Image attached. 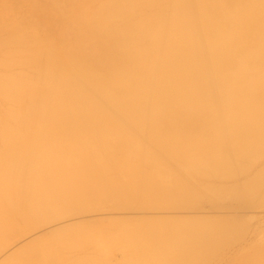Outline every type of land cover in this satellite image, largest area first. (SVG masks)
I'll return each mask as SVG.
<instances>
[{
  "label": "rangeland",
  "instance_id": "obj_1",
  "mask_svg": "<svg viewBox=\"0 0 264 264\" xmlns=\"http://www.w3.org/2000/svg\"><path fill=\"white\" fill-rule=\"evenodd\" d=\"M92 1L93 0H75V1L74 0H70V1L69 0L67 1L66 0H0V172L2 171L1 173H4L3 176L0 173L1 174L0 176H2V178H0V187L1 185L3 186L6 185L5 189H3L4 188L3 186L1 187L2 190L0 189L2 191V192L0 191L1 192L0 193V196H1L0 198V220H1L0 222V264H264V113H262L264 112L263 111L264 110L263 109L264 108L263 107L264 98L263 99L260 98L259 103H257L260 105V102L262 101L263 103L262 111L260 112L259 110L261 107L260 108L256 107L259 109L257 110L254 109L255 111H253V114L256 111H258L256 112L258 113L257 116L260 115L258 118L256 117V115H254L256 117V118L254 117L255 119L253 118V116L250 115L251 111L249 112V110L248 111L246 110L247 112L245 111V114H244L245 118L243 117V115L239 116V114H241L239 113V111L238 112L236 111L237 113H235L234 112L235 110H233L234 114H232L233 112L230 111L231 110L230 107L228 109L229 112L227 111V114H226V112L223 111V109L225 110L224 107H226L227 105L226 106L222 105L223 102L220 101L222 99H217V97L216 99L214 98L213 105L211 103L212 100H208L209 103H211L209 104L210 107L214 106V104L217 103V105L215 104L214 107H211V112L208 111L210 110L209 109L210 107L207 108L208 106L207 100H202L204 104H205V101L207 103V106L206 104L205 105L202 104V107L204 105L207 109H204L205 111H199L195 109V111L197 112V115H196V112H193V115H192L191 113L192 111L187 112V113L184 112L186 114L189 113V115H185V114L183 115L182 113H181L182 115H180V113L176 114L173 112L172 113L167 112L164 115L163 114L160 115V114H150L149 112L148 113L149 116H146L148 115L147 114L148 111H146L145 114H143V112L140 114L138 112H137L138 114L135 112V115L133 114L134 116L125 115L124 117L123 115L120 116L119 114H116L113 111H110L108 114L107 113H103L102 115L99 114L98 115L99 117H97V115L85 114L84 118H87L85 122L89 121L90 123L89 125H91L88 127L86 123L87 128L84 126L87 129L86 130L84 128L86 130L85 136L90 137L89 134L91 131V134L94 137H96L95 135L99 137L100 135L99 132H101L102 135H104L103 133L106 134L108 132L109 137H110V133L112 131L114 134L111 133L113 135H111L112 138L110 139L114 140L115 136L116 137L119 136L118 138L115 137V139L121 140L124 137V140L128 141L125 143V141L122 140L124 144H127L128 146L130 144L129 147L128 146H124V147L126 149L135 150V152H137V155L124 156V152L121 149L116 148V150L113 149V155L111 154L112 156L110 155L105 156L103 153H100L99 149H98L99 153L96 154L97 152L95 151L99 147L97 145L96 146L91 145L87 147L89 153L87 151L83 152L84 150H87L86 147H83L85 148L82 151V153H85V154H82L83 158L81 157V153H80L81 152L80 150L82 148L78 150L80 151L79 156L82 159L80 157H77L76 160H72L70 158L72 156L74 157L76 155L78 156V154L76 155L73 154L69 156V154H72V153H68L69 150L71 151V149H69V146H71L70 143L74 142L75 140L77 142H80L78 139L79 136H83L84 139L86 140L85 136L81 135L83 134V131H85L82 128L83 126L79 125L81 129L78 126H76L81 131L77 129L76 127L70 128V126L73 125L74 117H71L73 113L69 114V110H67L69 109L68 107L69 105L65 101V94L63 93L64 89L62 88V84L65 83L66 82L65 79L68 78V77H64V73L66 72L65 70L66 69L68 70L69 66L72 64V61H71L70 65L67 68V65L71 59L69 56L70 54L69 53L70 52L69 51V48H70L69 41L71 40L73 36L72 34L73 32L71 33L72 31L71 29H74V28H70L69 26L71 25L70 20H75L76 19L75 17L78 16L77 20H75V21H78L79 18L82 19L81 13L84 12L82 14L84 15L87 12L86 15L90 13L89 14L90 17H88L89 15L86 17H88L90 20L92 19L93 21L94 18H96L95 16L96 15L98 16V14L102 12L103 7L105 6L107 7V4L111 5L112 4L111 2H113V0H110V1L109 0H103V1L94 0L93 2ZM99 1H101V3ZM117 1H114V2L117 3ZM119 1L121 3L126 2L127 5L129 4L127 6L126 3L125 5L121 4L120 2L117 3V5L120 4L119 8L122 5L120 10L122 9L127 10L125 12H129V15L127 14L128 15L127 16L124 11L123 13L122 11H120V13L118 12L120 14L119 16H118V13H116L118 18H113L116 16L113 13L112 14L113 17L109 18L108 21L110 22L111 21L110 19H113V22L114 21L115 22L114 23L112 22V23L116 25V28L121 25L120 26V28L122 27L121 30L125 28L123 24L121 23L125 24L126 21H129V23L127 22L128 24H125L126 26V25H129L131 21V24H130L131 26L129 25L127 26L128 28L127 27L126 28L128 30H131L132 27H133L132 30L135 28V30H133L134 31L133 33L134 34L137 33V36L139 35L138 36L139 39L136 40L135 38L136 42L138 41L140 42V47L141 45L142 46L145 44L148 45L149 46L148 49H150V45L152 44H150L151 41L150 43L149 42L147 43V41H149L150 37L152 36L154 37V35H157V34L159 35L160 33V32H155V30L157 31L156 27L158 26V23L159 25L161 24L163 25V26L161 25V28L163 27L162 29L159 26L160 30L158 29V31L162 30L161 33L162 34L165 33L162 39L166 38V40L165 41L162 40L161 42L162 44H160V45H164L163 42H167L169 38L167 36L171 37L176 32V30H173V29L172 30L174 33L172 32V30L170 31V27H169V26H173L175 23L174 21L175 18H173L174 16L178 14L177 17L179 16L181 19L184 18L182 20L186 22L189 20V17H190L191 21L189 20V22H191V25L193 26V23H194L195 26L196 25L198 26L200 23L196 24V22H199L197 21L196 18L199 19L200 17L199 12L202 11V9L204 8L202 6H201L202 8L197 6V8L199 9L197 8H195L196 10L193 9V7H196L197 5L194 2V0H187V2L184 3L186 4L187 7L185 8L184 7L185 5L182 4L178 9L173 7L171 0H168V1L167 0H164V1L156 0L157 2H159L158 4L153 3V0H148V3H150L149 5H151V3L153 4L151 5L152 7L148 5L147 0H142V1L139 0V2L141 1L140 5L137 0H126V1L119 0ZM143 1L146 3V4L144 3L145 5H142ZM166 2H167L168 7L166 6ZM160 3H162V5ZM257 3H258V0H257ZM131 4L133 5L131 6V8L133 7L134 11L130 10ZM50 5H53V6H50ZM55 5L56 7H54ZM97 5H100V7L101 6L102 7L100 8ZM117 5H115V7H117ZM146 5L149 6V9L146 8L147 7ZM257 5H259L258 7H260L259 3ZM257 5H255V7ZM49 7L52 12L50 11ZM60 7L62 9H60ZM106 7L104 9H106ZM205 7L210 8L208 4H206ZM255 7H254V4H253V7L251 5V9H252L251 11H254L253 8L255 9ZM209 8L208 9L206 8L207 11L212 10ZM158 9L159 10L161 9L160 10L161 13H159ZM181 9H183L182 10L183 13ZM187 10L189 11L188 13L190 14V16L188 15ZM203 11L205 10L203 9ZM221 11L227 13V11L223 9ZM156 12H158L159 15ZM195 12H197L196 13V15L198 14L197 16L195 15ZM213 12H214L213 14L216 15L215 11ZM91 13H92V16H93V13L94 14L97 13V14L93 16L94 18H92ZM131 13L133 17L130 16ZM133 13L136 14V16ZM152 13L154 14L156 13L155 15L157 16H154V14L151 15ZM167 13L169 14V16ZM173 13L176 15H174ZM61 14L65 15L67 18L65 19V17ZM78 14L80 15V17ZM139 14L140 15L145 14L143 15V17L145 16V18H142V16H140ZM160 14L162 15V17L160 16ZM181 14H184V15H181ZM185 14H187V16ZM221 14L224 17V14L223 13ZM252 14L254 16V13ZM50 15H52L51 19H50ZM121 15H122V18H121ZM170 15L171 16L173 15L172 16L173 20L171 19ZM249 15H251V12L249 13ZM262 16L261 18H258V19L263 18L261 20L263 21V23L257 18H255L256 23L254 22L253 19L251 21H248V24H251V26L253 25V30L251 29L252 27L250 26L251 27L250 30L252 33L251 35L254 36L255 33H257L258 30L256 29L257 27L260 26V24H263L261 26L264 27V16L263 17ZM138 17H140V19ZM150 17L154 18L155 22H154V19L152 18L150 19ZM158 17L159 19L160 18L162 19L161 22L159 21ZM225 17H227V14ZM250 17L254 18L252 16ZM168 18L174 21V23L171 21L173 25H170L172 23L170 22V19ZM122 19L123 21L124 20L126 21L123 22ZM136 19L137 20L139 19L138 21L140 23L141 21H143L141 23L142 25L136 24L137 22ZM66 20L69 23L66 22ZM118 20L120 22H117ZM182 20L178 21L179 24H182ZM109 22L107 23L109 24L108 26L110 27L113 24L110 22L112 24L110 25ZM189 22H187V24L190 25ZM107 23H106V26H107ZM132 23L136 24L134 26L139 25L137 27H139L140 29L137 30L136 29L137 27L132 26L133 25ZM155 23H157L156 26H155ZM183 23L185 24V22ZM165 24H166V27L164 29ZM115 25L113 26L115 27ZM140 25L143 29L140 27ZM241 26H242V23L240 24V27L239 26L238 27L241 29L242 28L244 29V26L246 25H244L243 27ZM67 27L69 28V30ZM198 27L200 28V25ZM198 27L196 28V30L199 29ZM146 28L148 31L146 30ZM229 28L230 27H228V29ZM239 28H235V30L237 29L239 31ZM128 30L125 29L124 30L125 33L123 32L121 35L122 36L125 35ZM142 30L144 32H142ZM237 30L234 33L238 32ZM117 31H119L118 33L120 35L121 31L120 30H117ZM168 31L172 32L170 33L171 35L170 34L167 35ZM261 31L264 32L263 30ZM140 32L142 34H140ZM151 32H154L153 35L150 34ZM177 32L175 33V36ZM207 32L209 33L210 30ZM211 32L214 33L213 31ZM262 32L260 33L262 34ZM130 33L131 35H133L132 31ZM130 33L128 31L126 35ZM143 33H145L147 36L149 34V37H147ZM187 33L189 32L187 31L185 33L187 36L186 38L188 37L190 38V35L189 34L187 35ZM229 33L232 34L230 31ZM260 33L258 32V34L256 35H260ZM199 34H201L200 30H199ZM241 34H244V33H241ZM248 34L250 33H247V35ZM140 35L141 36L143 35L144 38L141 37ZM175 36L174 37L172 36L173 41L175 40ZM132 37H134V35ZM247 37L248 36H245V39ZM141 39H143L142 42H141ZM133 40H130V41H133ZM152 40H154V38ZM173 41L170 40L169 42H173ZM134 42L133 43L131 42V43L134 44ZM138 43H135V45L139 46ZM88 46L89 48L91 47V45H88ZM148 46H145L146 48L145 47H142V48L147 49ZM59 47L62 49H60ZM133 48L136 49L135 46ZM230 48L233 49L232 47ZM56 49H58L59 51ZM236 49L240 50L239 47ZM137 51L139 50L137 49L136 52ZM58 52H60L61 54L62 53L64 54L61 55ZM157 53L160 54L161 51L160 53L159 51L156 52V57H158ZM50 54H51V57H50ZM66 54H68V57ZM52 55H54L55 57H53ZM66 57L68 59L70 58L68 63L65 60L67 59ZM161 57H158V59H160ZM49 60L50 62H48ZM52 62L55 63V65L57 63L58 68H59L58 66L59 63L61 66L63 63L62 69L59 68L60 70H62V71L59 70L60 75L62 74L61 76H59L58 68L55 69L54 67H52V66H55V65H52ZM236 64H233L234 66L233 65L230 66V69H228V71H231V72H229V74H232V71H234L233 69H235L236 67H239L238 66L239 64L238 65ZM156 65H157V62H156ZM48 67H51V68L49 69ZM260 67L261 66H259L258 68L261 69L262 67L261 68ZM254 68L255 66L253 67V69L251 68L252 71H250V73L252 72L253 74V71L256 70ZM51 69L53 70L52 73L50 71ZM70 69L71 68H69V72H68L69 75L71 73ZM236 69L235 71H238V69L240 70V68H236ZM210 70L213 71L214 69L213 70L209 69L208 72H211ZM56 71H57V74L55 73ZM65 74H66L65 76H69L67 72ZM246 74H249V73L247 72ZM251 76L252 75H248L247 76L248 78L246 77V81H247V82L245 81L246 83L237 82L236 84L239 87L235 84V86L237 87V89L236 88L235 89L238 90V88L242 87L244 84H246L245 86L246 88L248 87L250 89L251 87V91H252V88L254 87V86L252 87L251 84H254V85L257 84L255 88L257 87L259 89L258 86H261L263 89L264 82L261 83L259 80V82L257 83L255 82L256 83L255 84L252 82V79L254 78V76H252V79H249L251 78ZM56 80L58 82H56L55 85L57 83L58 84L54 86V82ZM261 80L264 81V79H261ZM248 82H250V84ZM210 83L212 84L211 81ZM258 83L259 84L261 83V85H258ZM31 84L32 86H30ZM41 85H42V91H40ZM58 85H60L59 89L56 88L55 90V87H58ZM212 85H209L210 88L213 87L215 90L216 85L214 86ZM231 85L234 86V84H230V86ZM232 86H231V89H232ZM261 87L259 91L263 92L264 89L262 90ZM39 88L40 90H38ZM57 89H58V92H60L62 95V99L60 100L61 102L59 101V97L61 95L58 97L55 96L56 98L55 97L53 98L52 96L57 93ZM243 89H241L240 92L238 91L239 92V94H237L238 96L242 94L241 92L244 91ZM33 92H35L37 96H35ZM32 93L34 94V96ZM248 93H249L248 97H250L249 96L251 93L250 90ZM42 94H44V96ZM259 94H262V93H258V95ZM242 96H239V97H242ZM42 97H44L43 100L46 98L47 99L44 101L43 100L41 101V99L39 98H42ZM251 97H253V95ZM258 97L259 96L256 97V102L258 101L257 100ZM262 97H264V94ZM227 98L228 97H226L225 99ZM242 98H241V103L244 101L242 100ZM55 99L57 103H60V105H62L61 103H63L62 106H65L64 108H66V110L63 107L59 108L58 110H64V112L67 111L65 115L69 114L71 116H65L63 111L61 112L57 111V113H60V114L58 117H55L54 115H58V114H56V111H54V109L52 111L50 109V114H49L48 108H52L51 105L53 104ZM237 99L236 101L234 99H230V101H227V102H229L232 106L231 100H233L232 102L239 103L237 102ZM249 99L247 98V100ZM38 100H40V102L42 103V104L40 103L41 107L39 106V103H37ZM33 101L35 102L36 105L33 104L34 103ZM57 103L54 106L59 107L60 105L58 106ZM201 103L199 102L200 106H201ZM229 103L228 105L230 106ZM37 104H38V107H40L41 111L43 107H45V111L43 110L44 112L42 111L41 113L39 112L40 111L39 110L38 111L39 113H37L36 112V110L38 109V107H36ZM237 105L235 104L234 106H237ZM240 105L238 107L242 109ZM46 106H48V108H46ZM213 109L214 110L216 109L215 112H213L214 111ZM45 112H46V115H45ZM52 112L53 114L55 113L53 115L55 119L52 118L51 116ZM198 112L201 115H199ZM34 113H36L37 116L40 115L41 113L42 118H41V115L40 117L39 116L37 117L36 114ZM61 113L63 116H61ZM203 113H205L206 115ZM211 113H213L214 115ZM228 113H231V114H228ZM21 115L23 116L22 118H21ZM26 115L28 117H26ZM75 115H77V117L75 116L77 121L79 119H80V122L85 120L83 118L84 116L83 114H80V115L75 114ZM50 116L53 120L50 118ZM92 116H95V117H92ZM128 116L129 117L131 116L132 118H129ZM135 116L136 118L133 121V118ZM160 116H162L161 117L162 120L165 121L163 124L161 120L160 122L158 120V119H161ZM80 117L83 118V120ZM102 117L104 118L105 121L106 119L107 121L109 120L108 122L106 121L107 123L106 127L109 128L110 125L108 123H110L111 129H105L106 127L103 126L105 125V123L103 122ZM152 117H155L154 120ZM227 117L228 118L230 117V119L227 120L228 119ZM241 117L242 119L244 118V120L246 121L241 120ZM33 118L35 119V121ZM39 118L41 119V121ZM57 118H61L62 120L61 119L57 120ZM137 118L139 122H142V120L144 119L145 121L144 120L143 121L145 122V124L147 122L148 123L150 122V118H152V121L158 120V122L160 123L158 126L161 128V129L158 128V130L160 132L162 131L160 134L163 137V141L164 140L167 141L169 138L170 141H168L169 143L166 142V144L168 143V145H171V146L173 145L172 144L173 142L174 145L178 147L176 143L179 140L181 141V145H182L183 144L182 142H188L189 140L194 139V137L197 140L200 139L199 141L202 140L201 142L205 146V144L206 145L208 144L205 143L204 139H206V141H209V139L212 138L210 142L214 140V144H212L211 146L213 147L216 146L213 148V151L212 149L211 150L209 149L210 152H212L211 155L213 158L209 154L201 153V156L197 157L196 155V158L194 159L195 155L194 156L192 155L193 152H190V151H187V152L184 151L185 153L180 152L181 150L179 149L180 150L179 151L178 148L177 147L175 148V146L173 145V149H174L173 154L179 155L181 159L180 160H175L173 158L169 159L170 157L166 156L167 154L165 155V153H167L165 152L167 151L166 147L161 150L157 148L156 149L153 148L150 142L148 143V141L147 142L145 141L146 137L144 138L143 134L140 135V132H138L139 134H137V130L133 129L132 123L129 124L128 119H130V121H133L134 123H137ZM36 119L37 120L39 119L38 120L39 122H37ZM96 119H97L96 122H98L99 124H101L100 122L104 124L98 126V123L95 122ZM60 120L63 124L60 123ZM92 120L94 121V125H93ZM111 120L113 122L119 121L117 122L118 124L114 122L118 126L117 125L114 126L111 123L112 122ZM239 120H241V122ZM22 121H23V124H22ZM50 121L52 125L49 124ZM77 121H74V122L76 123ZM260 121L262 123H260ZM44 122L49 124V126L47 124L45 125ZM70 122H72V124ZM168 122L170 123L168 124ZM257 122L260 124H258ZM119 123L122 125L124 124L123 125L124 127H121L122 125L119 126ZM171 123L173 124L175 123V125L173 124L171 125L174 129L170 126ZM60 124L62 125L60 126ZM229 124L231 126L233 124L235 128L231 127ZM235 124H237V126H235ZM25 125L26 126L28 125V126L26 127ZM34 125L37 131L33 129ZM68 125L69 127L67 128ZM75 125H78V123ZM112 125L114 129L112 128ZM175 126L177 128H175ZM61 127L62 128L64 127V128L62 129ZM93 127L95 129V132H93L94 131ZM95 127H97V129H99L100 131L99 132L98 130L96 131ZM98 127H101V129H103L104 132H102L101 129ZM239 127L240 128L242 127V128L240 129ZM37 128H40V129H37ZM75 128L79 130L81 134L78 131L74 132L76 130ZM91 128L93 129V131L91 130ZM28 129H30V131ZM61 129L63 131L66 129V131L62 132ZM67 129H69V131ZM123 129L127 132L128 131L130 132V130L133 129L131 133H134V134L132 135L130 133L132 136L129 137L130 134L128 135L127 132H123ZM231 129L232 131L230 132L229 130ZM158 130L156 132H158ZM43 131L44 133L46 132L47 133L44 135ZM58 131H60V133ZM48 132H51V133H48ZM34 133H35V136H34ZM76 133L77 134L79 133L80 135L78 134L74 138V135ZM108 133L106 134L107 136H108ZM48 134L52 135L51 138ZM64 134L66 135L74 134V135H70L71 137L69 135H67L68 137L67 136L64 137L63 136ZM43 135L46 137H44ZM54 135L55 137L58 136L57 138H59V140L56 138V141H55ZM60 135H62L64 139L61 138ZM134 135L136 138L134 137ZM127 136L128 138H126ZM213 136H215L216 138L214 137L215 139H213ZM83 137H80L81 141L83 140ZM138 137H140V140ZM43 138H44V142H45V139L48 142L45 144H49L50 146L51 144H54L56 146V143H59L58 146L61 145L60 150L63 149L65 151L66 149L67 151H65L64 154L62 155L63 151L60 153V151L57 150L58 154L55 155L56 151L55 153L54 151L46 152V151H43L42 149L39 151L38 150L39 148H38L36 149L37 150L36 154H34L35 152L33 153L34 150H32V153H33L32 154L30 148L35 149V147L37 148L39 144L44 143L42 142ZM65 138L67 140H65ZM68 138L71 140H69ZM131 138L133 140H130ZM220 138H222L221 141H220ZM27 139L29 140L27 141ZM49 139L51 140V144L49 143ZM72 139L74 141H72ZM60 141L62 142L61 144H60ZM64 141L65 142L67 141L65 146H64ZM141 141L142 142L145 141V142L142 143ZM180 141L178 143H180ZM219 141L220 143L221 142L222 143L220 144ZM229 141L231 145L238 141L239 142L241 141L242 143L239 144L238 142L237 149L234 148L236 146L235 144L233 148L236 149V151L232 152L231 150L233 148L230 147ZM36 142H39V143H36ZM246 142H247V145H245ZM145 143L149 144V146L145 145ZM124 144L122 143V146ZM133 144H135V146H132ZM88 145H89V142H88ZM42 146L48 147V145H44V144L40 145V147ZM50 146H49V150H51ZM146 146L151 148L150 151L153 150V152H155L153 157H150L148 154H146L147 153ZM21 147L23 148L22 149L23 153H20ZM206 148L205 150L207 152L208 148L207 149ZM27 149L28 151L26 152ZM72 149H75V148L72 147ZM76 150L74 151L78 153V151ZM40 152L43 154L42 155L40 154L39 156H37ZM26 153L28 154L26 155ZM21 154L23 155L24 158L21 156ZM15 155L20 158L18 157L16 158ZM164 155L165 157L162 159ZM26 156L27 157L30 156L27 158L28 159L27 161L25 160ZM32 156H33V159L31 158ZM102 156L104 158H102ZM115 156L119 157L120 161ZM38 157L40 159V163L42 166H43L42 160L44 159V163L46 165V169H45L46 172H44L45 174L41 173L44 171V169L43 171L40 170L41 171L40 173L38 170H37L38 173L35 170L36 175L34 174L32 175V172L34 170L32 171L30 169H32L33 164L37 162L36 158ZM166 157H169V158H166ZM15 159L16 160L18 159V162ZM24 160L28 163H26ZM14 162L18 166H20L22 163L24 165L23 166L24 169L22 168L21 170L20 168L17 170L16 168H19V167H17L14 164ZM31 162L33 163L32 165H30ZM12 163L14 166H16V168H14V166L11 165ZM24 163H26L27 165ZM7 164L9 167L7 166ZM27 166H28V169H27ZM42 166H41V169L44 167ZM54 166H56L57 169H55L56 167ZM248 166L250 168H248ZM5 167L7 170H9V172L5 169ZM4 169L6 170L7 174L4 172ZM25 169H26V173L23 171ZM19 170L22 171V172L20 171L22 174L25 173L29 175V177L27 175L26 176L23 175L22 177ZM30 173H31V177H30ZM12 174L15 176H13ZM5 175H7L6 178L9 175V179L11 178L10 181L14 183L8 181V178L6 180V183H2L1 180L3 179V177H5ZM16 175H18L17 179H16L17 177ZM41 175L43 176L40 177ZM47 175H49V177ZM57 175L59 177V179H57V186L55 185L56 187L49 194V190H50L49 187H51L54 183H56L55 178ZM33 176H36V177L33 178ZM46 176H47V179H46ZM20 179H22V181ZM48 179H50L51 182L48 181L46 183L45 181H47ZM4 180L5 179H3V181ZM24 181L25 183L28 182V184L26 185ZM36 181L37 183H40V184L38 185ZM9 183H11V185ZM43 183L44 185L48 183L50 184L48 185L49 187L45 185V187H48L49 189L48 192H45V191L39 192L42 189L47 190V188L45 187L42 188ZM32 184L33 186L35 184L36 186V187L34 186L35 189H32L33 186L29 187V185H32ZM103 184L104 186H102ZM22 185H24L25 187H23ZM60 187L61 188L63 187V190L65 189L64 191L66 193L63 192V190ZM102 187H105V189H103ZM59 188L61 192L59 191ZM66 188L70 189L68 190L70 194L67 192ZM94 188L96 189L98 188L99 190L98 189L96 190ZM101 189L102 191L104 190L103 191L104 193L106 192L105 197ZM108 189H110L109 192H108ZM116 190L118 191L116 192ZM129 190H131V192ZM62 192L63 194H61ZM98 192L100 193L102 192V193L100 194ZM32 194L35 197L32 196ZM46 194L47 196L49 195L50 197L49 196L47 197ZM59 194L61 195V197L58 196ZM43 195H45L48 198V202H46L47 199ZM54 195H57L58 197L56 196L54 198ZM39 199H40L41 204L39 203ZM43 201L46 202V204ZM64 202H66L67 206L65 205ZM32 204H35V206L37 205L35 209L33 208L34 206ZM64 207H67V208H64ZM71 208L74 210H72ZM55 211L57 212L55 213ZM28 243L30 245L27 248L26 246L28 245ZM25 244H26L25 246L26 248L22 249V246H24ZM160 244H162L163 246ZM17 248L21 249V251L19 250V252L14 253L17 250ZM129 255H131V257H129Z\"/></svg>",
  "mask_w": 264,
  "mask_h": 264
},
{
  "label": "bare ground",
  "instance_id": "obj_2",
  "mask_svg": "<svg viewBox=\"0 0 264 264\" xmlns=\"http://www.w3.org/2000/svg\"><path fill=\"white\" fill-rule=\"evenodd\" d=\"M67 1V0H66ZM70 1V0H69ZM75 1V0H74ZM94 1V0H93ZM92 1V2H93ZM103 1V0H102ZM110 1V0H109ZM114 1H117V0H113V2H111L110 4L111 5H108L107 4V7H106V9H104L105 7H103V9H102V12L100 13V14H98V16L96 15V14H94L93 13V16H95L96 18H94L93 16H92V13H91V17L92 18H94V20L92 21V19L90 20L88 17H90V13L88 14V15H86V13L84 14V15H82L83 13H81V16H82V19L81 18H79L80 19V21H79V19H78V21H75V20H77V17H75L74 19L75 20H70V18H69V20H70V24L71 25H69L70 26V28H74V29H71L72 31H71V33L73 34V36H72V38H71V40L69 41L70 43V48H69V56H70V61H69V59L67 58L68 57V54H66L67 55V59H65L66 61H67V63H68V61H69V63H68V65H67V63H66V65H67V68H68V66L70 65V63H71V61H72V66L70 65L69 66V68H71L70 69V75L68 74V72H69V68H68V70L66 69H64L66 72H67V74L69 75V76H65L66 74V72L64 73V77H68V78H64L65 80H66V82L65 83H63L62 84V88L64 89V94H65V101H66V103L69 105H67L68 107H69V109H67V110H69V114L70 113H73L72 114V116L71 115H65V113H67V111H65L64 112V110H58L59 108H64L65 106H62L63 105V103H61L62 105H60V103H57V101H56V99H55V101L53 102V100H52V102H53V106L51 105V107L52 108H48V106H46V108H48V110H49V114H50V109H51V111L54 109V111H56V114H58V115H54L53 114V112H52V114H51V116H52V118H54L53 117V115L55 116V117H58L59 116V114L60 113H57V111L59 112H61V111H63L64 112V115L65 116H71V117H74V121H77L76 120V117H77V115H75V114H83L84 116H83V118L85 117V114H90V115H97V117H99L98 115L100 114V115H102L103 113H109L110 111H113V112H115L116 114H119L120 116L121 115H123V117L125 116V115H135V112L137 113H142L143 112V114H145L146 113V111H148L147 112V114L150 112V114H166L167 112H173V113H180V115H189V113L188 114H186L187 112H190V111H192L191 113H192V115H193V112H196L195 111V109H197V110H199V111H205L204 109H207V108H209L210 106H209V104H211L212 103V105H213V100H214V98L216 99V97H217V99H222V100H220L221 102H223V104L222 105H227L226 107H224L225 108V110L223 109V111H225L226 112V114H227V111H228V109H229V107L231 108V112H233V110H235L234 112L235 113H237L238 111H239V113H241V114H239V116H241V115H243V117L245 116L244 114H245V111L247 110H249V112L251 111V113H250V115L251 116H253V118L255 117L254 115H256V117L258 118L259 116H257V114L258 113H256V112H258V111H256L254 114H253V111H255V110H257V109H259L260 107V112L262 111V106H263V103H262V99L264 98V97H262L263 96V94H264V91L263 92H260L259 90H260V87L261 86H258L259 87V89L256 87L255 88V86H257V82H259V80H260V82L262 83V82H264V81H262L261 79H264L263 77V75H264V32H262L261 30H263L264 31V27L263 26H261V25H263V24H260V26L259 27H257V29L256 30H258L257 31V33H255V35L253 36V35H251L252 33H251V30H250V28L253 30V25L251 26V24H248V21H251L252 19L254 20V22L256 23V19L255 18H261V16L263 15L264 16V0H258V3L260 4V7H258L259 5H257L258 3H257V0H194V2L197 4L196 5V7H193V9H195V8H197V6L198 7H200V8H202V7H204L203 9L205 10V11H203V9H202V11H200L199 12V19L198 18H196L197 19V21H199V22H196V24H199L200 25V28L196 25L195 26V24L193 23V26L191 25V22H189V20H190V14L188 13L189 11L187 10V13H188V17H189V20H188V18H187V22H189L190 23V25L189 24H187V22L186 21H184V20H182V19H184V18H180L179 16V18L177 17V15L176 14H174V15H176V16H174L173 18H175V23H174V21H172L173 20V18H172V16H171V19L170 18H168V19H170V22L172 21L173 23H174V25H173V23L172 24H170V25H173V26H169L170 27V31L173 29V30H176V32L177 31H179V32H177V34H176V36H175V33L173 32V30H172V32L174 33L172 36L174 37L175 36V40L173 41L172 39H173V37L171 38L170 36H167V37H169L168 38V40H167V42H163V44L164 45H160V44H162L161 42H162V40H166V38L164 39H162V37H163V35L165 34L164 32V34H162L161 33V31H158V29L160 30V28H161V25H159V23H158V26L156 27V29H157V31L155 30V28H154V30H155V32H160L159 33V35L157 36V35H154V40H152L153 38L152 37H150V39H149V41H147V40H145V41H147V43L149 42L150 43V41H151V43L150 44H152V45H150V49H148L149 48V46L148 45H141V47H140V42L138 43V42H136V40L137 39H139L138 38V36H137V33H133L134 31L133 30H135V28L132 30V28H131V30H128L127 28V26H129L130 24H131V21H130V24L129 25H126L125 26V24H128L129 23V21H126V20H124L123 21V19H122V21L123 22H125L126 21V23L124 24V23H121V24H123V26L125 27H123L124 29H122L121 30V28H120V26H118L117 28H116V25L115 24H113L114 22H113V19H110L111 21V23L113 24V25H115V27L108 21V19L109 18H112L113 16H112V14L114 13V15H116L115 17H113V18H118V16L120 15L119 13H120V11H122V13H123V11L125 12V11H127V10H120V8H121V6H120V8H119V5H117V3H119L120 1L118 0L117 1V3L116 2H114ZM121 1H126V0H121ZM138 2H139V0H137ZM136 1V2H137ZM142 1V0H141ZM140 1V2H141ZM162 1V0H161ZM164 1V0H163ZM168 1V0H167ZM62 2H64V1H62ZM91 2V3H92ZM100 3H101V1H99ZM135 2V3H136ZM140 2H139V5H140ZM171 2H172V4H173V7H175L176 9H178L182 4H184V3H186L187 2V0H171ZM193 2V1H192ZM60 3V2H59ZM67 3V2H66ZM107 3H109V2H107ZM115 3V4H114ZM121 3V2H120ZM126 3V2H125ZM125 3H121V4H123V5H125ZM134 3V4H135ZM143 4L142 5H145L146 3L143 1L142 2ZM145 3V4H144ZM147 3H148V0H147ZM153 3H159V2H157L156 0H155V2H154V0H153ZM257 3V4H256ZM65 4V3H64ZM90 4V3H89ZM99 4V3H98ZM106 4V3H105ZM132 4H133V2H132ZM130 5V10H133V7L131 8V6H133V5ZM150 3H148V5H149ZM161 5H162V3H160ZM163 4H165V3H163ZM171 4V3H170ZM206 4H208L209 6H210V8L209 7H205V5ZM253 4H254V7H255V5H257L256 7H255V9L253 8V10L254 11H251L252 9H251V5H252V7H253ZM54 5V4H53ZM53 5H50V6H53ZM67 5V4H66ZM65 5V6H66ZM84 5V4H83ZM101 5V4H100ZM100 5H97L98 7H100ZM115 5H117V7H115ZM126 5H127V3H126ZM129 5V4H128ZM127 5V6H128ZM141 5V6H142ZM151 5H153L152 3H151ZM151 5H149V6H151ZM160 5V6H161ZM185 5V6H184ZM183 6L186 8L187 6H186V4H184ZM193 5H195V4H193ZM126 6V7H127ZM135 6V5H134ZM136 6H138V5H136ZM147 6V5H146ZM149 6H147L146 8H148L149 9ZM156 6V5H155ZM165 6V5H164ZM166 6H167V2H166ZM189 6V5H188ZM202 6V7H201ZM54 7H56V5L54 6ZM67 7V6H66ZM80 7V6H79ZM86 7H88V6H86ZM102 7V6H101ZM100 7V8H101ZM152 7V6H151ZM150 7V8H151ZM168 7V6H167ZM52 8V7H51ZM77 8V7H76ZM85 8V7H84ZM123 8V7H122ZM124 8H125V6H124ZM135 8V7H134ZM137 8V7H136ZM145 8V7H144ZM185 8H184V10H185ZM209 8V9H212L213 11H215V13H216V15L215 14H213L214 12L212 11V10H209L210 11V13H209V11H207V9ZM49 9H50V7H49ZM59 9V8H58ZM60 9H62L61 7H60ZM64 9V8H63ZM68 9V8H67ZM70 9V8H69ZM139 9H141V8H139ZM164 9H165V7H164ZM188 9V8H187ZM190 9V8H189ZM197 9H199V8H197ZM223 9V10H225V11H227V13L226 12H223V11H221V10ZM87 10H88V8H87ZM87 10H85V11H87ZM91 10H92V8H91ZM91 10H90V12H91ZM105 10V11H104ZM159 10V9H158ZM161 10V9H160ZM160 10H159V13H161L160 12ZM183 9H181V11H182ZM196 10V9H195ZM194 10V11H195ZM217 10V11H216ZM219 10H220V12H219ZM49 11V10H48ZM50 11H51V9H50ZM72 11V10H71ZM74 11H76V10H74ZM73 11V12H74ZM98 11V10H97ZM128 11H129V9H128ZM134 11V10H133ZM138 11V10H137ZM142 11V10H141ZM141 11H140V13H141ZM157 11V10H156ZM165 11V10H164ZM163 11V12H164ZM177 11V10H176ZM175 11V12H176ZM52 12V11H51ZM92 12H94V11H92ZM119 12V13H118ZM136 12V11H135ZM154 12H155V10H154ZM166 12V11H165ZM186 12V11H185ZM184 12V13H185ZM251 12V15H249V13ZM50 13V12H49ZM56 13H58V12H56ZM61 13H62V11H61ZM75 13V12H74ZM78 13V12H77ZM76 13V14H77ZM116 13H118V16H117V14ZM121 13V14H122ZM156 13H158V12H156ZM155 13V14H156ZM159 13H158V15H159ZM170 13V12H169ZM182 13H183V11H182ZM196 13L197 12H195V15H196ZM221 13H226L227 14V17H225L226 16V14H224V17H223V15L221 14ZM252 13H254V16H253V14ZM125 14L127 15H129V12H125ZM124 14V15H125ZM134 14V13H133ZM154 13H152L151 15H153ZM154 14V16H157V15H155ZM168 14V13H167ZM219 16H218V15ZM61 15H63V14H61ZM68 15V14H67ZM71 15V14H70ZM79 15V14H78ZM123 15V16H124ZM127 15V16H128ZM135 16H136V14H134ZM140 15V14H139ZM143 15H145V14H143ZM143 15H140V16H142V18H145V16L143 17ZM181 15H184V14H181ZM186 16H187V14H185ZM193 15V14H192ZM198 15V14H197ZM196 15V16H197ZM222 15V16H221ZM48 16H49V14H48ZM52 15H50V19L52 18L51 17ZM55 16V15H54ZM64 17H65V19L67 18L65 15H63ZM69 16V15H68ZM74 16V15H73ZM86 16H88V17H86ZM111 16V17H110ZM131 17H133L132 16V13H131V15H130ZM148 16V15H147ZM153 16V17H154ZM160 16L162 17V15L160 14ZM167 16V15H166ZM168 16H169V14H168ZM167 16V17H168ZM214 16V17H213ZM217 16V17H216ZM250 16H252V17H254V18H251ZM262 16V17H263ZM57 17V16H56ZM79 17H80V15H79ZM149 17V16H148ZM147 17V18H148ZM89 20H88V19ZM121 18H122V15H121ZM120 18V19H121ZM128 18H130V17H128ZM137 18V17H136ZM139 19H140V17H138ZM152 17H150V19H151ZM119 19V20H120ZM126 19H127V17H126ZM138 19V20H139ZM152 19H154V18H152ZM158 19H159V17H158ZM263 19V18H262ZM262 19H258V20H262ZM54 20V19H53ZM117 20V19H116ZM117 21V22H120V21ZM130 20V19H129ZM137 20V19H136ZM137 20V22H136V24H141L143 21H141V23L139 22ZM144 20V19H143ZM157 20V19H156ZM180 20H182V24H179V22L178 21H180ZM194 20V19H193ZM55 21V20H54ZM133 21V20H132ZM135 21V20H134ZM150 21V20H149ZM159 21L161 22L162 21V19L160 18L159 19ZM166 21H167V19H166ZM165 21V22H166ZM191 21V20H190ZM259 21V22H260ZM50 22V21H49ZM66 22H68L67 20H66ZM107 22H109L110 23V25H112V26H108L109 24L107 23ZM128 22V23H127ZM139 22V23H138ZM145 22V21H144ZM152 22V21H151ZM154 22H155V19H154ZM177 22H178V24H177ZM183 22H185V24L183 23ZM253 22V23H254ZM262 23H263V21H261ZM260 22V23H261ZM51 23V22H50ZM52 23H53V21H52ZM69 23V22H68ZM67 23V24H68ZM106 23H107V26H106ZM147 23V22H146ZM164 23V22H163ZM181 23V22H180ZM236 23H238V24H236ZM242 23V26L241 27H243L244 25H246V26H244V29L242 28H239L240 27V24ZM133 25L132 26H134V25H136L135 23H132ZM150 24V23H149ZM156 24L157 23H155V26H156ZM234 24V25H233ZM244 24V25H243ZM258 24V23H257ZM256 24V25H257ZM118 25V24H117ZM142 25V24H141ZM141 25H140V27H141ZM144 25V24H143ZM255 25V26H256ZM131 26V25H130ZM137 26H139V25H137ZM137 26H134V27H137ZM145 26H146V24H145ZM149 26V25H148ZM153 26V25H152ZM159 26H160V28H159ZM163 26V25H162ZM232 27L230 30L228 29V27ZM235 26V27H234ZM239 26V27H238ZM251 26V27H250ZM127 27V28H126ZM154 27V26H153ZM165 27H166V24H165V26H164V29H165ZM199 28V29H197L196 30V28ZM234 27V28H233ZM248 27V28H247ZM68 28V27H67ZM113 28V29H112ZM115 28H116V30H115ZM119 28V29H118ZM142 28V27H141ZM148 28V27H147ZM147 28H146V30H147ZM150 28V27H149ZM163 28V27H162ZM161 28V29H162ZM235 28H239V31L238 32H236V33H234L236 30H235ZM128 30L129 31V33L132 31V34L134 35V37H132L133 35H131V33L130 34H128V35H126L127 33H128V31H127V33L125 34V35H121L123 32H124V30ZM137 30L138 29H140L139 27H137L136 28ZM143 29V28H142ZM215 31H214V30ZM216 29H218V30H216ZM241 29V30H240ZM68 30H69V28H68ZM117 30H120L121 32H120V35H119V31H117ZM136 30V31H137ZM154 30H152V31H154ZM168 30H169V28H168ZM199 30H200V33L202 34H199ZM202 30V31H201ZM210 30V32L211 31H213L214 33H208L207 31H209ZM66 31V30H65ZM135 31V32H136ZM148 31V30H147ZM189 32V33H187V35L189 34L190 35V38L188 39V38H186L187 36H186V32ZM229 31L232 33V34H230L229 33ZM233 31V32H232ZM249 31V32H248ZM75 32V33H74ZM142 32H144L143 30H142ZM172 32H169L168 31V34L167 35H169L170 33H172ZM185 32V33H184ZM244 33V34H241V33ZM258 32L260 33V32H262V34L260 33V35H256V34H258ZM125 33V32H124ZM147 33V32H146ZM153 33L154 32H151L150 34L151 35H153ZM179 33V34H178ZM240 33V34H239ZM247 33H250V34H248L247 35ZM67 34V33H66ZM140 34H142L141 32H140ZM143 34H145V33H143ZM146 35V34H145ZM144 35V36H145ZM171 35V34H170ZM201 35V36H200ZM69 36V35H68ZM141 36V35H140ZM147 36V35H146ZM145 36V37H146ZM245 36H248L246 39H245ZM251 36V37H250ZM141 37H143V35L141 36ZM147 37H149V34H148V36ZM146 37V38H147ZM156 37V38H155ZM128 38V39H127ZM135 38H136V40H135ZM144 38V37H143ZM152 38V39H151ZM64 39V38H63ZM66 39V38H65ZM135 40V42H134V40ZM204 41H202V40ZM130 40H133V41H130ZM142 40L143 39H141V42H142ZM173 41V42H169V41ZM254 40V41H253ZM258 40H259V42H258ZM67 41V40H66ZM154 41V42H153ZM203 42V44H202V42ZM134 42V44H132V43ZM135 43H138L139 44V46L138 45H135ZM142 44V43H141ZM144 44V43H143ZM88 45H91V47L89 48V46ZM54 46V45H53ZM56 46V45H55ZM66 46V45H65ZM64 46V47H65ZM135 46V48L136 49H134L133 47ZM145 46H148L147 47V49H145L146 47ZM233 46H235V47H233ZM88 47V48H87ZM140 49H139V48ZM142 47H145V48H142ZM152 47V48H151ZM230 47H232L233 49H231ZM240 48V50L239 49H236V48ZM55 48V47H54ZM60 48V47H59ZM247 48H249V49H247ZM60 49H62V48H60ZM64 49H66V48H64ZM93 49V50H92ZM139 50V51H137L136 52V50ZM231 49V50H230ZM56 50H58V49H56ZM55 50V51H56ZM135 50V51H134ZM59 51V50H58ZM63 51V50H62ZM159 51V53H160V51H161V53L160 54H158V57H161L160 59H158V57H156V52H158ZM154 52H155V54H154ZM58 53H60V52H58ZM64 53H65V51H64ZM64 53H62V54H64ZM55 54H57V53H55ZM61 54V53H60ZM61 54V55H62ZM53 57H55L54 55H52ZM60 56V55H59ZM50 57H51V54H50ZM61 58V57H60ZM52 59V58H51ZM50 59V60H51ZM50 60L48 61V62H50ZM53 60V59H52ZM60 60V59H59ZM54 61V60H53ZM55 62V61H54ZM56 62H57V60H56ZM62 62V61H61ZM156 62H157V65H156ZM65 63V62H64ZM237 63V64H236ZM233 64H236V65H238L239 67H236V68H240V70L238 69V71H235V69H233L234 71H232V74H229V72H231V71H228V69H230V66L231 65H233ZM52 65H55V63H53L52 62ZM51 65V66H52ZM49 66V65H48ZM59 68L60 69H62V66H63V63H62V66L60 65V63H59ZM61 66V67H60ZM234 66V65H233ZM232 66V67H233ZM255 66V68L254 69H256L255 71H257V72H255V71H253V74H252V72L250 73V71H252V69H253V67ZM257 66V67H256ZM259 66H261L262 68H263V70H262V68L261 69H259L258 67ZM52 67H54L55 69L56 68H58L57 67V63H56V65L55 66H52ZM49 69L51 68V67H48ZM58 68V73L60 72V71H62V70H60ZM74 68V69H73ZM252 68V69H251ZM46 69V68H45ZM209 69H214L213 71H211V72H208L209 71ZM47 70V69H46ZM60 70V71H59ZM73 70V71H72ZM217 70V71H216ZM237 70V69H236ZM249 70V71H248ZM262 72H261V71ZM45 71V70H44ZM51 71V73H52V69L50 70ZM260 71V72H259ZM48 72V71H47ZM249 73V74H246V73ZM56 74H57V71L55 72ZM63 73V72H62ZM255 73V74H254ZM45 75V74H44ZM62 75V74H61ZM60 75V73H59V76H61ZM248 75H252V76H254V81H253V79H252V76H251V78H249V79H252V82L253 83H255L256 85H254V84H251L252 85V91H251V87H250V89L247 87H245L246 86V84H244L242 87L244 88H242V87H240L241 89H243L242 91L243 92H241L242 94L241 95H239V96H242V97H239L237 94H239V92H240V88H238V90H236L237 89V87L235 86V84L238 82H245L246 81V77L248 76ZM58 77V76H57ZM56 77V78H57ZM61 78V77H60ZM59 78V79H60ZM248 78V77H247ZM38 79V78H37ZM22 80V79H21ZM47 80V79H46ZM63 80V79H62ZM248 80V79H247ZM30 81V80H29ZM61 81V80H60ZM210 81L212 82V84L210 83ZM250 81V80H249ZM26 82V81H25ZM56 82H58L57 80L54 82V86H56L55 85V83ZM214 82V83H213ZM247 82V81H246ZM245 82V83H246ZM251 82V81H250ZM250 82H248L249 84H250ZM36 83V82H35ZM38 83V82H37ZM261 83L259 84L258 83V85H261ZM60 84V83H59ZM230 84H234V86H232V89H231V86H230ZM35 85V84H34ZM40 85V84H39ZM43 85V84H42ZM42 85L40 86V88H41V90H40V88L38 89V90H40V91H42ZM46 85V84H45ZM209 85H212V86H214V85H216L215 87V90H214V88L213 87H211L210 88V86ZM237 85V84H236ZM264 85V84H263ZM30 86H32V84L30 85ZM238 86V85H237ZM29 87V86H28ZM59 87H60V85H58V87H55V90H56V88H58L59 89ZM234 87V88H233ZM239 87V86H238ZM38 88V87H37ZM45 88V87H44ZM50 88V87H49ZM61 88V89H62ZM236 88V89H235ZM28 89V88H27ZM31 89V88H30ZM35 89V88H34ZM47 89H48V87H47ZM54 89V88H53ZM58 89H57V93L55 94V95H52L53 96V98L56 96V97H58V96H60L61 95V93L60 92H58ZM212 89V90H211ZM246 89V90H245ZM255 89V90H254ZM261 89H262V87H261ZM264 89V88H263ZM262 89V90H263ZM36 90V89H35ZM51 90V89H50ZM248 90V91H247ZM249 90H250V97H248V92H249ZM261 90V91H262ZM27 91V90H26ZM63 91V90H62ZM239 91V92H238ZM257 93H256V92ZM36 92V91H35ZM35 92H33L34 94H35ZM53 92H54V90H53ZM246 92H247V94H246ZM255 92V93H254ZM32 93V94H33ZM258 93H262V94H259L258 95ZM34 94H33V96H34ZM39 94H40V92H39ZM246 94V95H245ZM255 94H257V95H255ZM43 96H44V94H42ZM253 95V97H251ZM260 95H261V97H260ZM30 96V95H29ZM35 96H37L36 94H35ZM257 96H259L258 98H257V102H256V97ZM55 97V98H56ZM226 97H228L227 99H225ZM231 97V98H230ZM234 97V98H233ZM28 98V97H27ZM43 98L44 97H42V98H39V99H41V101L43 100ZM46 98V97H45ZM50 98H51V96H50ZM52 98V99H53ZM234 99L235 101H236V99H237V102H239V103H235V102H232L233 100H231V103H232V106H231V104L229 103V102H227V101H230V99ZM236 98V99H235ZM241 98H242V100H244L242 103H241ZM247 98L249 99V100H247ZM260 98H262L260 101V105L259 104H257V103H259V99ZM25 99V98H24ZM47 99V98H46ZM46 99H44V100H46ZM62 99V95L59 97V101ZM226 101H225V100ZM229 99V100H228ZM254 99V100H253ZM43 100V101H44ZM49 100V99H48ZM202 100H207V102H208V106H207V103H206V101H205V104H206V106H207V108L204 106L205 104H204V102H202ZM208 100H212L211 101V103H209V101ZM224 100V101H223ZM240 100V101H239ZM246 100H247V102H246ZM30 101V100H29ZM255 101V102H254ZM34 102V101H33ZM61 102V101H60ZM64 102V101H63ZM199 102L201 103V106L199 105ZM216 102V101H215ZM37 103H39V106L41 107V105H40V100H38L37 101ZM45 103H47V102H45ZM44 103V104H45ZM56 103H57V105L59 106V107H57V106H54V105H56ZM228 103L230 104V106L228 105ZM34 105H36L35 104V102L33 103ZM42 104V103H41ZM65 104V103H64ZM202 104H204L203 105V107H205V108H203L202 107ZM216 105H217V103H215ZM215 104H214V106H215ZM237 105V106H234V105ZM256 104V105H255ZM29 105H30V103H29ZM46 105V104H45ZM241 106L242 107V109L240 108V107H238V106ZM255 105V106H254ZM258 105V106H257ZM33 106V105H32ZM214 106H211V107H214ZM34 107V106H33ZM36 107H38V104H37V106ZM40 107H38V109L36 110V112L37 113H39V112H41L42 113V111L44 110L45 111V107H43V109H42V111L40 110ZM54 107V108H53ZM211 107L209 108L210 110H208V111H210L211 112ZM238 107V108H237ZM255 107V108H254ZM256 107H259V108H256ZM264 107V106H263ZM35 108V107H34ZM200 108V109H199ZM218 108H220V107H218ZM237 108V109H236ZM36 109V108H35ZM56 109V110H55ZM65 110H66V108H64ZM239 109H241V110H239ZM244 109V110H243ZM255 109V110H254ZM264 109V108H263ZM40 110V111H39ZM70 110H71V112H70ZM214 110V109H213ZM216 110V109H215ZM215 110L213 111V112H215ZM243 110V111H242ZM39 111V112H38ZM43 111V112H44ZM140 111V112H139ZM237 111V112H236ZM240 111H242V112H240ZM246 111V112H247ZM264 111V110H263ZM46 112H47V110H46ZM46 112H45V115H46ZM184 112H186V113H184ZM229 112V111H228ZM234 112L232 113V114H234ZM260 112H259V114H260ZM41 113H40V115H41ZM137 113V114H138ZM182 113V114H181ZM202 113V112H201ZM207 113V112H206ZM217 113V112H216ZM262 113H264V112H262ZM261 113V114H262ZM34 114H36V113H34ZM49 114H48V116H49ZM198 114L199 115H201L199 112H198ZM203 114H205V113H203ZM211 114H213V113H211ZM224 114V113H223ZM228 114H231V113H228ZM247 114V113H246ZM40 115H38L39 117H40ZM44 115V116H45ZM78 115V116H79ZM110 115V114H109ZM112 115V114H111ZM133 115V116H134ZM142 115V114H141ZM191 115V114H190ZM196 115H197V112H196ZM206 115V114H205ZM214 115V114H213ZM36 116H37V114H36ZM37 116V117H38ZM51 116H50V118H51ZM61 116H63L62 115V113H61ZM76 116V117H75ZM117 116V115H116ZM146 116H149V114L148 115H146ZM153 116V115H152ZM179 116V115H178ZM216 116V115H215ZM218 116V115H217ZM249 116V115H248ZM23 116L21 115V118H22ZM26 117H28L27 115H26ZM35 117V116H34ZM92 117H95V116H92ZM107 117V116H106ZM129 117V116H128ZM140 117V116H139ZM143 117V116H142ZM150 117H151V115H150ZM162 116H160V118H161ZM165 117V116H164ZM163 117V118H164ZM226 117V116H225ZM255 117V118H256ZM41 118H42V115H41ZM44 118H46V117H44ZM51 118V119H52ZM81 118V117H80ZM83 118H81L82 120H83ZM103 118V117H102ZM127 118V117H126ZM129 118H132L131 116L129 117ZM136 118V116L133 118V121H134V119ZM144 118V117H143ZM153 118V120H154V118L155 117H152ZM152 118H150V122L148 123H146L145 124V120L143 121L142 120V122H139L138 121V118H137V123H134L133 121H130V119H128V121H129V124H131L132 123V126H133V129H135V130H137V134H139L138 132H140V135H144V138L146 139L145 141L147 142L148 141V143L150 142V144H152V146H153V148H157V149H163V148H167V151H165V152H167V153H165V155L166 156H169V157H166V158H169V159H171V158H173V159H175V160H180L181 159V157L179 156V155H175V154H173L174 152V149H173V145H174V143L172 142V146L171 145H168V141H170L169 140V138H168V140L166 141V140H164L163 141V137L161 136V132L158 130V128H160L158 125L160 124L159 122H160V120L162 121V124L165 122V121H163L162 120V118L161 119H158L159 120V122H158V120L157 121H152ZM228 118V117H227ZM245 118V117H244ZM244 118L242 119V117H241V120H243V121H246V120H244ZM254 118V119H255ZM26 119V118H25ZM24 119V120H25ZM34 119V118H33ZM40 119V118H39ZM38 119V120H39ZM47 119H48V117H47ZM51 119H49V120H51ZM55 119V118H54ZM59 119H61V118H57V120H59ZM85 120L84 121H82V122H80V119L75 123L74 121H73V125H71L70 126V128L72 127H76V126H78L79 127V125L80 126H83L82 128H83V130H85L86 128H87V126H86V123H87V125H88V127L89 126H91V125H89L90 123H89V121L88 122H85L86 121V119L87 118H84ZM99 119H101V118H99ZM98 119V120H99ZM124 119V118H123ZM123 119H122V121H123ZM140 119V118H139ZM230 119V117L227 119V120H229ZM236 119H237V117H236ZM239 119H240V117H239ZM37 120V119H36ZM37 120V122H39ZM44 120V119H43ZM53 120V119H52ZM62 120V119H61ZM61 120H60V123H62L61 122ZM103 120V122L105 123V125H103L104 127H106L107 126V123H106V121H107V119H106V121L104 120V118L102 119ZM118 120V119H117ZM156 120V119H155ZM241 120H239L240 122H241ZM27 121V120H26ZM25 121V122H26ZM34 121H35V119H34ZM40 121H41V119H40ZM70 121H72V120H70ZM93 121V120H92ZM97 121V119L95 120V122ZM109 121V120H108ZM107 121V122H108ZM112 121V120H111ZM110 121V122H111ZM217 121H218V119H217ZM234 121V120H233ZM233 121H231V122H233ZM250 121V120H249ZM248 121V122H249ZM258 121V120H257ZM115 122V121H114ZM113 121L111 122L114 126H116L118 123L117 122H119V121H117V122H115V123H117V124H115ZM126 122V121H125ZM166 122H167V120H166ZM212 122V121H211ZM214 122V121H213ZM227 122V121H226ZM251 122H253V121H251ZM251 122H250V124H251ZM27 123V122H26ZM35 123V122H34ZM43 123V122H42ZM41 123V124H42ZM45 123V122H44ZM47 123H48V121H47ZM47 123H45V125L47 124ZM53 123H54V121H53ZM57 123V122H56ZM58 123H59V121H58ZM71 124H72V122H70ZM78 123V125H75V124H77ZM96 123H98V122H96ZM101 124H99L98 123V126H100V125H102V124H104V123H102V122H100ZM170 122H168V124H169ZM219 123V122H218ZM222 123V122H221ZM228 123H229V121H228ZM233 123H235V122H233ZM258 123V122H257ZM260 123H262L261 121H260ZM260 123H258V124H260ZM22 124H23V121H22ZM28 124V123H27ZM33 124V123H32ZM49 124L50 125H52V123H51V121L49 122ZM49 124H47L48 126H49ZM63 124V123H62ZM62 124H60V126L62 125ZM66 124H67V122H66ZM109 125V128L108 127H106L105 129H111L110 127H111V124L110 123H108ZM173 123H171L170 124V126L172 125ZM177 124H178V122H177ZM38 125H39V123H38ZM43 125V124H42ZM58 125V124H57ZM75 125V126H74ZM93 125H94V121H93ZM113 125H112V128H113ZM120 125H122V124H120L119 123V126ZM124 125V124H123ZM121 126V127H124V126ZM147 125V126H146ZM173 125H175V123L173 124ZM228 125V124H227ZM230 125V124H229ZM244 125V124H243ZM26 126V125H25ZM28 126V125H27ZM26 126V127H27ZM86 128H85V127ZM95 126H97V125H95ZM118 126V125H117ZM125 126H126V124H125ZM177 126V125H176ZM175 126V128H177ZM231 126V125H230ZM235 126H237V124H235ZM254 126V125H253ZM33 127V126H32ZM31 127V128H32ZM45 127V126H44ZM44 127H42V128H44ZM47 127V126H46ZM54 127H55V125H54ZM69 127V125L67 126V128ZM78 127H76L77 129H79ZM172 127V126H171ZM218 127V126H217ZM231 127H234L233 126V124H232V126ZM48 128V127H47ZM62 128V127H61ZM64 128V127H63ZM62 128V129H63ZM66 128V127H65ZM75 128V129H76ZM85 128V129H84ZM96 128V131L98 130V132L100 131L99 129H97V127H95ZM98 128H100L101 129V127H98ZM173 128V127H172ZM235 128V127H234ZM240 128V127H239ZM238 128V129H239ZM242 128V127H241ZM240 128V129H241ZM258 128V127H257ZM33 129H35V125H34V128ZM37 129H40V128H37ZM61 129V130H62ZM74 129V130H75ZM73 130L74 132H76V131H78V132H80L81 130V128L79 129V130ZM90 129V128H89ZM93 129H94V127H93ZM93 129L91 128V130L93 131ZM114 129V128H113ZM125 129V128H124ZM123 129V132H127V131H125ZM133 129L132 130H130V132L128 131L127 132V134L129 135L130 133H131V131H133ZM161 129V128H160ZM174 129V128H173ZM239 129V130H240ZM29 131H30V129H28ZM36 130V129H35ZM43 130V129H42ZM45 130V129H44ZM68 131H69V129H67ZM87 130V129H86ZM86 130L85 131H83V134H81V132H80V134L81 135H86ZM122 130V129H121ZM134 130V131H135ZM158 130V132H156ZM236 130V129H235ZM37 131V130H36ZM64 131H66V129L64 130ZM63 130H62V132H64ZM71 131V130H70ZM90 131V130H89ZM89 131H87V132H89ZM101 131L102 132H104V130L103 129H101ZM108 131V130H107ZM230 132L232 131V129L231 130H229ZM238 131V130H237ZM34 132V131H33ZM59 133H60V131H58ZM93 132H95V129H94V131ZM106 132V131H105ZM110 132V131H109ZM119 132H120V130H119ZM28 133V132H27ZM43 133H44V131H43ZM47 133V132H46ZM46 133H44V135L46 134ZM48 133H51V132H48ZM66 133V132H65ZM67 133H69V132H67ZM73 133V132H72ZM100 133V135H99V137H97V135H95L96 137H94V136H92V134H91V131H90V137H87V136H85V138H86V140L84 139V137L83 136H79V138H78V136H77V138L79 139V141L80 142H77L76 140V142L73 140L75 137H76V135H78L77 133L74 135V134H70V135H74V138L72 139V141H74V142H71L70 143V145L71 146H69V149H71V151L69 150V152L68 153H72V154H69V156L70 155H73V154H78V156L76 155L75 157L74 156H72V157H70L72 160H76V158L77 157H80L79 155V152L81 153V157L83 158V156H82V154H85V153H82V151H83V149H85V148H83V147H86V149H87V147H89V146H91V145H93V146H98L99 148H97L96 149V151L95 152H97L96 154H98L99 153V151H98V149L100 150V153H103L105 156H112L113 155V149H115L116 150V148H118V149H121L123 152H124V156H127V155H137V152H135V150H130V149H126L124 146H128L127 144H124V142L122 141V140H124V137H123V139H121V140H116L115 139V137H114V140L113 139H110V138H112L111 137V135H113L114 133L111 131V133H113V134H111L110 133V137H109V133H108V136L105 134V133H103L104 135H102L101 134V132H99ZM136 133V132H135ZM32 134V133H31ZM79 134V135H80ZM88 134V133H87ZM94 134V133H93ZM96 134V133H95ZM117 134V133H116ZM119 134V133H118ZM132 135L134 134V133H131ZM130 134V136L129 137H131L132 135ZM160 134V135H159ZM26 135V134H25ZM24 135V136H25ZM43 135V136H44ZM49 135V134H48ZM56 135H57V133H56ZM67 135H69V134H67ZM66 134H64L63 136L65 137V136H67ZM69 135V136H70ZM120 135V134H119ZM136 135V134H135ZM135 135H134V137H135ZM159 135V136H158ZM27 136V135H26ZM31 136V135H30ZM34 136H35V133H34ZM50 136V138H51V134L49 135ZM61 136V138H63L64 139V137H62V135H60ZM118 136V135H117ZM221 136V135H220ZM22 137V136H21ZM44 137H46V136H44ZM58 137V136H57ZM57 137H55V135H54V138H55V141H56V138ZM68 137V136H67ZM71 137V136H70ZM80 137H83V142L81 141V139H80ZM119 137V136H118ZM118 137H116V138H118ZM166 137V136H165ZM199 137V136H198ZM215 136H213V139H215L214 138ZM222 137V136H221ZM40 138V137H39ZM47 138H48V136H47ZM60 138V139H61ZM126 138H128V136L126 137ZM136 138V137H135ZM139 138V140H140V137H138ZM224 138V137H223ZM31 139V138H30ZM34 139V138H33ZM58 140H59V138H57ZM69 139V138H68ZM77 139V140H78ZM120 139V138H119ZM165 139V138H164ZM167 139V138H166ZM190 139V138H189ZM188 139V140H189ZM194 139H195V137H194ZM192 139V140H189L188 142H182L183 144L181 145V141H180V143H176L177 145H178V147L177 146H175V148L177 147L178 148V150L180 151V152H183V153H185V152H187V151H190V152H193L192 153V155L194 156V159L196 158V155H197V157L198 156H201V153H203V154H209L211 157H212V152H210V150L212 149V151H213V148L214 147H216V146H211L212 144H214V140H212L211 142H210V140L212 139H209V141H206V139H204V141H205V143H207L208 145H206L205 144V146H204V144L201 142V141H199V140H197V139ZM221 139L222 138H220V141H221ZM29 139H27V141H28ZM35 140V139H34ZM41 140V139H40ZM43 140V141H42ZM41 141L42 142H44V138L42 139ZM48 140V139H47ZM53 140V139H52ZM65 140H67L66 138H65ZM69 140H71V139H69ZM85 140V141H84ZM130 140H133L132 138L130 139ZM138 140V139H137ZM138 140V141H139ZM225 140V139H224ZM231 140V139H230ZM21 141V140H20ZM39 141V140H38ZM40 141V142H41ZM62 141V140H61ZM60 141V144L62 143ZM121 141H122V143L124 144L123 146H122V143H121ZM125 141V140H124ZM134 141H135V139H134ZM145 141H143V142H145ZM220 141H219V143H220ZM22 142V141H21ZM33 142V141H32ZM59 142V141H58ZM88 142H89V145H88ZM126 142H128V141H125V143ZM131 142H133V141H131ZM142 142V141H141ZM142 142V143H143ZM166 142H168L167 144H166ZM234 142V141H233ZM239 142V141H238ZM238 142H235V143H233L232 145H231V143H230V141H229V143H230V147H234L235 146V144H236V146L234 147V148H236L237 149V146H238ZM244 142V141H243ZM23 143V142H22ZM25 143V142H24ZM36 143H39V142H36ZM45 143H48L47 141H46V139H45V142L44 143H41V144H39L38 146H37V148L35 147V149L33 148H30L31 149V153H32V150H34L33 151V153L34 154H36V152H37V150L36 149H38L39 151L42 149L43 151H46V152H52V151H54V153H55V151H56V154L55 155H57L58 154V151H60V153L62 152V155L64 154V152L65 151H67L66 149H65V151L62 149V150H60V148H61V145L60 146H58L59 145V143H56V146L54 145V144H51V140L49 139V143L51 144V146L49 145V144H45ZM54 143V142H53ZM67 143V141L65 142L64 141V146H65V144ZM211 143V144H210ZM217 143V142H216ZM215 143V144H216ZM222 143V142H221ZM220 143V144H221ZM226 143V142H225ZM240 143H242L241 141L239 142V144ZM26 144V143H25ZM35 144V143H34ZM42 144H44V145H48V147L47 146H42V147H40V145H42ZM167 146H166V145ZM63 145V144H62ZM68 145H69V143H68ZM88 145V146H87ZM145 145H148L149 146V144H147V143H145ZM180 145V146H179ZM185 145V146H184ZM229 145V144H228ZM245 145H247V142H246V144ZM20 146V145H19ZM32 146H33V144H32ZM36 146V145H35ZM49 146L51 147V150H49ZM53 146H55V147H53ZM129 146H130V144H129ZM128 146V147H129ZM132 146H135V144H133ZM142 146H143V144H142ZM148 146H146L147 148V153L146 154H148L150 157H153V155H154V153L155 152H153V150L152 151H150L151 150V148L150 147H148ZM151 146V145H150ZM151 146V147H152ZM204 146V147H203ZM209 146H210V148H209ZM240 146V145H239ZM23 147V146H22ZM21 147V152L20 153H23L22 151V148ZM25 147H26V145H25ZM29 147H31V146H29ZM59 147V148H58ZM68 147V146H67ZM71 147V148H70ZM72 147L73 148H75V149H72ZM208 148V150H209V152H208V150H207V152H206V150H205V148ZM46 148H48V149H46ZM65 148V147H64ZM76 148H77V150H76ZM80 148H82L81 150H80ZM206 148V149H207ZM230 149L232 152H235L236 151V149ZM46 149V150H45ZM36 150V151H35ZM58 150V151H57ZM74 150H76V151H78V150H80V151H78V153L77 152H75ZM215 150V149H214ZM28 151V149L26 150V152ZM85 151H87L88 152V149L87 150H84L83 152H85ZM142 151V150H141ZM185 151V152H184ZM204 151V152H203ZM221 151V150H220ZM17 152H18V150H17ZM42 152V151H41ZM39 153L37 156H39L40 154L42 155L43 153ZM46 152H44V153H46ZM74 152V153H73ZM87 152H86V154H87ZM158 152V151H157ZM217 152V151H216ZM215 152V153H216ZM19 153V154H20ZM30 153V152H29ZM32 153V154H33ZM54 153H53V155H54ZM60 153H59V155H60ZM89 153V152H88ZM92 153V152H91ZM93 153H94V151H93ZM138 153H140V152H138ZM214 153V154H215ZM219 153V152H218ZM28 153H26V155H27ZM31 154V155H32ZM112 154V155H111ZM142 154V153H141ZM161 154H163V153H161ZM160 154V155H161ZM225 154V153H224ZM17 155V154H16ZM15 155V156H16ZM30 155V154H29ZM58 155V156H59ZM143 155H145V154H143ZM165 155L162 157V159L165 157ZM21 156L23 157V155L21 154ZM214 156V155H213ZM18 156H16V158H17ZM28 157H30V156H28ZM27 156H26V161L28 160L27 158H28ZM50 157V156H49ZM60 157V156H59ZM74 157V158H73ZM80 157V158H81ZM99 157V156H98ZM115 157H117V156H115ZM123 157V156H122ZM143 157V156H142ZM221 157V156H220ZM254 157V156H253ZM18 158H20V157H18ZM24 158V157H23ZM32 159H33V156L31 157ZM30 158V159H31ZM81 158V159H82ZM102 158H104L103 156H102ZM108 158V157H107ZM136 158H137V156H136ZM161 158V157H160ZM213 158V157H212ZM252 158V157H251ZM47 159H48V157H47ZM79 159V158H78ZM109 159V158H108ZM117 159L120 161V159H119V157H117ZM16 160V159H15ZM14 160V161H15ZM24 160V161H25ZM122 160V159H121ZM4 161V160H3ZM17 162H18V159L16 160ZM19 161H21V160H19ZM25 161V162H26ZM34 161V160H33ZM32 161V162H33ZM36 163H32L31 162V164L30 165H32L33 164V167H32V169H30V170H38L39 171V173L41 172L40 170H42L43 171V169H44V171L43 172H41V173H44V172H46L45 171V169H46V165H45V163H44V159L42 160V162H43V166L45 167H43L42 165H41V163H40V159H39V157L38 158H36ZM49 161V160H48ZM90 161V160H89ZM92 161V160H91ZM142 161V160H141ZM13 162V161H12ZM46 162V161H45ZM111 162V161H110ZM26 163H28V162H26ZM26 163H24V164H26ZM30 163V162H29ZM4 164V163H3ZM14 164L16 165V163L14 162ZM18 164V163H17ZM58 164V163H57ZM61 164V163H60ZM11 165H13V163L11 164ZM20 165V164H19ZM27 165V164H26ZM29 165V164H28ZM7 166H8V164H7ZM6 166V167H7ZM14 166V165H13ZM16 166L17 167H19V168H16ZM16 166H14V168H16L17 170L18 169H20L21 168V170H22V168H23V164L21 163V165L20 166H18V165H16ZM41 166L43 167L42 169H41ZM48 166V165H47ZM6 167H5V169H6ZM9 167V166H8ZM54 167H56V166H54ZM11 168V167H10ZM69 168H71V167H69ZM248 168H250L249 166H248ZM4 169V172L7 174V172H6V170ZM9 169V168H8ZM15 169V170H16ZM24 169V168H23ZM27 169H28V166H27ZM55 169H57V167L55 168ZM54 169V170H55ZM21 170H19V172L21 171ZM53 170V169H52ZM244 170V169H243ZM249 170V169H248ZM8 172H9V170H7ZM25 173H26V169L25 170H23ZM32 171H30V172H32ZM34 171L32 172V175L34 174V175H36V171H35V173H34ZM38 171H37V173H38ZM2 172V171H1ZM0 172V173H1ZM13 172V171H12ZM22 172V171H21ZM20 172V173H21ZM245 172V171H244ZM16 173V172H15ZM15 173H13V174H15ZM22 174L21 173V175H22V177H23V175H27V174ZM54 173V172H53ZM57 173V172H56ZM243 173V172H242ZM2 174V176L4 175V173H1ZM0 174V175H1ZM12 174V175H13ZM45 174V173H44ZM64 174H66V173H64ZM69 174H70V172H69ZM68 174V175H69ZM2 176H0V178H2ZM6 176L7 175H5V177H3V179H5L4 181H3V179L1 180V182L2 183H6V180H7V178H8V181H10V179H9V175H8V177L6 178ZM13 176H15V175H13ZM17 177H16V179L18 178V175H16ZM28 177H29V175H27ZM43 175H41L40 177H42ZM48 177H49V175H47ZM47 176H46V179H47ZM64 176V175H63ZM74 176V175H73ZM76 176V175H75ZM30 177H31V173H30ZM34 177H36V176H33V178ZM80 177V176H79ZM78 177V178H79ZM51 178V177H50ZM55 178V177H54ZM15 179V178H14ZM15 179V180H16ZM26 179V178H25ZM32 179V178H31ZM30 179V180H31ZM41 179V178H40ZM56 183H52L53 185L51 186V187H53V188H51V187H49L48 185H50L49 183L48 184H45V185H47L49 188H50V190L48 189V187H45V185H44V183H43V186H42V188H47V190H44V189H42V190H40L39 192H42V191H45V192H48V190H49V194L51 193V191L52 190H54V188L57 186V179H59V177H58V175L56 176ZM66 179V178H65ZM234 179V178H233ZM21 181H22V179H20ZM27 180H28V178H27ZM39 180V179H38ZM69 180V179H68ZM8 181H7V183H8ZM51 182L50 181V179H48L47 181H45L46 183L47 182ZM54 181V180H53ZM52 181V182H53ZM10 182H12V181H10ZM18 182V181H17ZM17 182H16V184H17ZM31 182V181H30ZM35 182V181H34ZM40 182V181H39ZM68 182V181H67ZM96 182V181H95ZM12 183H14V182H12ZM24 183H25V181H24ZM36 183H37V181H36ZM66 183V182H65ZM10 185H11V183H9ZM19 184V183H18ZM26 185L28 184V182L27 183H25ZM38 185L40 184V183H37ZM68 184V183H67ZM56 185V186H55ZM65 185V184H64ZM76 185V184H75ZM3 185H1V187H2ZM6 186V185H5ZM5 186H3L4 188L3 189H5ZM13 186V185H12ZM23 187H25L24 185H22ZM30 186H33V184L32 185H29V187ZM34 186H35V184H34ZM34 186L32 187V189H35L34 188ZM95 186V185H94ZM102 186H104V184L102 185ZM1 187H0V189H1ZM9 187H11V186H9ZM28 187V186H27ZM28 187V188H29ZM36 187V186H35ZM74 187H76V186H74ZM78 187V186H77ZM27 188V189H28ZM61 188V187H60ZM60 188H59V191L61 192V190H60ZM81 188V187H80ZM98 188H99V186H98ZM97 188V189H98ZM103 189H105V187H102ZM20 189H22V188H20ZM24 189H26V188H24ZM41 189V188H40ZM62 190H63V187L61 188ZM67 189V188H66ZM72 189H74V188H72ZM94 189H96V188H94ZM96 189V190H97ZM132 189V188H131ZM2 190V189H1ZM0 190V191H1ZM6 190H7V188H6ZM30 190V189H29ZM28 190V191H29ZM65 190V189H64ZM63 190V192H65ZM68 190H70V189H67V192H68ZM76 190V189H75ZM99 190V189H98ZM109 190L110 189H108V192H109ZM115 190V189H114ZM18 191V190H17ZM22 191V190H21ZM24 191V190H23ZM101 191H102V189H101ZM104 191V190H103ZM102 191V192H103ZM118 190H116V192H117ZM130 192H131V190H129ZM2 192V191H1ZM0 192V193H1ZM4 192H5V190H4ZM26 192H27V190H26ZM26 192H24V193H26ZM58 192V191H57ZM63 192L61 193V194H63ZM101 192V193H102ZM107 192V193H108ZM22 193V192H21ZM20 193V194H21ZM30 193H32V192H30ZM34 193V192H33ZM66 193V192H65ZM64 193V194H65ZM69 193V192H68ZM67 193V194H68ZM75 193V192H74ZM98 193H100V192H98ZM100 193V194H101ZM106 193V192H105ZM105 193L103 192V195H104V197L106 196L105 195ZM29 194V193H28ZM42 194V193H41ZM44 194V193H43ZM70 194V193H69ZM4 195V194H3ZM11 195V194H10ZM13 195V194H12ZM14 195H16V194H14ZM37 195V194H36ZM107 195H109V194H107ZM134 195V194H133ZM20 196V195H19ZM32 196H34L33 194H32ZM39 196V195H38ZM43 196H45V195H43ZM46 196H47V194H46ZM45 196V197H46ZM49 196V195H48ZM47 196V197H48ZM57 195H54V198L56 197ZM58 196H60L61 197V195L59 194ZM57 196V197H58ZM63 196V195H62ZM65 196V195H64ZM72 196V195H71ZM74 196V195H73ZM100 196V195H99ZM118 196V195H117ZM10 197V196H9ZM25 197V196H24ZM35 197V196H34ZM45 197H43V198H45ZM46 197V202H48V198ZM50 197V196H49ZM0 198H1V196H0ZM37 198V197H36ZM41 198H42V196H41ZM64 198V197H63ZM71 198H73V197H71ZM8 199V198H7ZM42 200H44V199H42ZM67 200V199H66ZM6 201V200H5ZM32 201H33V199H32ZM72 201V200H71ZM29 202V201H28ZM36 202V201H35ZM42 202V201H41ZM44 202V201H43ZM46 202H44L45 204H46ZM55 202V201H54ZM33 203V202H32ZM39 203H40V199H39ZM65 203V205H66V202H64ZM69 203V202H68ZM31 204V203H30ZM29 204V205H30ZM41 204V203H40ZM48 204H50V203H48ZM70 204V203H69ZM34 207V209L36 208V206H35V204H32ZM51 205H52V203H51ZM11 206V205H10ZM14 206V205H13ZM44 206V205H43ZM67 206V205H66ZM73 206V205H72ZM30 208V207H29ZM41 208V207H40ZM64 208H67V207H64ZM32 209V208H31ZM60 209V208H59ZM72 209V208H71ZM72 210H74V209H72ZM15 211V210H14ZM33 211V210H32ZM52 211V210H51ZM58 211V210H57ZM57 211H55V213L57 212ZM68 211V210H67ZM52 213V212H51ZM50 213V214H51ZM65 213V212H64ZM59 214V213H58ZM46 215V214H45ZM53 215V214H52ZM47 218V217H46ZM191 220V219H190ZM0 222H1V220H0ZM27 223V222H26ZM59 229V228H58ZM56 233V232H55ZM7 240V239H6ZM2 241V240H1ZM4 241H5V239H4ZM6 243V242H5ZM27 244V243H26ZM26 244L24 245V246H22V249H24V248H28V246L30 245L29 243H28V245L26 246ZM160 245H162V244H160ZM26 246V247H25ZM163 246V245H162ZM165 246V245H164ZM167 247H168V245H167ZM21 248V247H20ZM19 250L21 251V249H18L17 248V250L14 252V253H17V252H19ZM133 254H134V252H133ZM133 254H132V256H133ZM137 254V253H136ZM135 254V255H136ZM12 255H14V254H12ZM134 255V256H135ZM147 255V254H146ZM128 257V256H127ZM129 257H131V255H129Z\"/></svg>",
  "mask_w": 264,
  "mask_h": 264
}]
</instances>
